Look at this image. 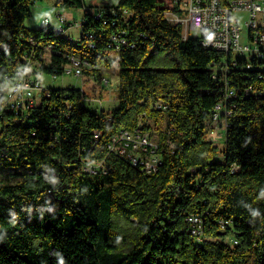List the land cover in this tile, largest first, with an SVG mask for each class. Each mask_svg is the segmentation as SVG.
<instances>
[{
    "label": "trees",
    "instance_id": "1",
    "mask_svg": "<svg viewBox=\"0 0 264 264\" xmlns=\"http://www.w3.org/2000/svg\"><path fill=\"white\" fill-rule=\"evenodd\" d=\"M37 1L0 0V264H264V61L184 37L165 15L175 0L107 3L77 39L51 22L27 28ZM74 60L94 78L117 67V107L44 84L33 105L3 106L4 88L28 77L81 75L66 71ZM221 123L218 159L209 132ZM137 129L159 133L156 171L131 158L155 148L110 149Z\"/></svg>",
    "mask_w": 264,
    "mask_h": 264
},
{
    "label": "built area",
    "instance_id": "2",
    "mask_svg": "<svg viewBox=\"0 0 264 264\" xmlns=\"http://www.w3.org/2000/svg\"><path fill=\"white\" fill-rule=\"evenodd\" d=\"M84 1L83 16L80 21H71L61 12H58L59 26L58 30L67 33L72 27L80 28L82 26L85 13H92L96 18L102 16L103 4H87ZM170 22L181 24L184 28V37H187L189 28L198 29L202 35L201 43L204 47L214 48L232 56L247 55L248 52H257L258 59L264 61V0H175V7L165 12ZM43 25L50 24V18L45 16L42 20ZM62 24L66 26L62 27ZM243 27L247 31L250 43H242L241 36ZM93 37V35H91ZM116 38V37H115ZM118 38V37H117ZM123 44H127V39L120 40ZM134 47L135 44H130ZM47 49H51L50 46ZM45 61H50V53L47 58V52L43 55ZM80 61L74 60L72 66H68L66 71L71 73L75 70L76 74H81ZM253 63H246L248 67ZM45 89L39 78H26L22 82L4 88V104L12 108H20L29 103L33 105L35 98L41 97ZM249 92V90H246ZM236 91H230L228 94L234 96ZM220 108V105L217 106ZM214 133V129L209 132V136ZM98 138V134L95 135ZM123 140H126L123 146ZM122 144L116 143L110 147L112 151L120 154L126 153V147L137 152H147L149 148H155L151 153H147L144 157L131 154V158L135 164L140 162L147 172L156 171L159 165V157L156 153L158 149L157 141L154 143L149 134L140 132L139 129L134 132H124L121 140ZM170 143L169 148H173ZM94 171L98 172V166H104L103 163H93ZM193 233L200 235L203 232V219L198 214H192L189 217Z\"/></svg>",
    "mask_w": 264,
    "mask_h": 264
},
{
    "label": "rangeland",
    "instance_id": "3",
    "mask_svg": "<svg viewBox=\"0 0 264 264\" xmlns=\"http://www.w3.org/2000/svg\"><path fill=\"white\" fill-rule=\"evenodd\" d=\"M87 4L95 3V4H116L117 0H86ZM61 12L64 14L70 21L80 19L83 16V9L81 7H71V8H62L55 4L54 0H39L32 6V14L30 17L26 18L24 21V25L27 28H40L43 24L42 20L45 16L50 18L52 25H59L58 15L57 13ZM80 29L78 27H72L69 32L76 39L80 35ZM189 35L191 37L200 36V31L198 29L189 28ZM242 43H250V40L247 36V31L243 27ZM49 51V50H48ZM49 56V52H47V58ZM99 74V78H94L93 75H62L56 79H52L48 74L42 75L41 84L46 87H57V88H67L70 86H78L81 87L85 93L86 98L85 102L89 109L100 111L101 108L109 111L118 106L117 93L116 89L118 87V76H117V67L114 66L110 69H101ZM102 106V107H101ZM163 129H166V122L162 125ZM223 129V124L220 126H216L214 129V133L211 135L214 137L218 144L219 154L217 156L218 159L222 158V150L225 147V139L222 137L221 130ZM157 131L153 137V142L158 141Z\"/></svg>",
    "mask_w": 264,
    "mask_h": 264
},
{
    "label": "bare ground",
    "instance_id": "4",
    "mask_svg": "<svg viewBox=\"0 0 264 264\" xmlns=\"http://www.w3.org/2000/svg\"><path fill=\"white\" fill-rule=\"evenodd\" d=\"M244 56H245V59L247 60V63H249V61H254L255 59H258V53L257 52H248L247 55H244ZM100 167H102V166H100Z\"/></svg>",
    "mask_w": 264,
    "mask_h": 264
}]
</instances>
